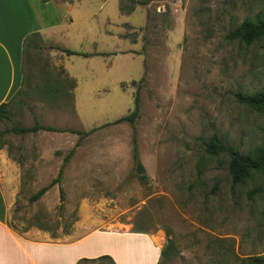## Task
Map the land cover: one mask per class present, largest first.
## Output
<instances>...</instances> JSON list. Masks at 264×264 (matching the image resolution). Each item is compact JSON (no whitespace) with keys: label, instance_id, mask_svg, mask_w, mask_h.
<instances>
[{"label":"rangeland","instance_id":"1","mask_svg":"<svg viewBox=\"0 0 264 264\" xmlns=\"http://www.w3.org/2000/svg\"><path fill=\"white\" fill-rule=\"evenodd\" d=\"M53 1L63 4L54 15L69 37L28 41L24 88L11 118L0 120V144L19 179L9 225L59 243L85 239V258L115 252L121 264H153L149 244L130 239L135 231L161 251L171 244L158 264H242L264 255V198H247L264 177L254 174L233 192L227 155L211 156L205 147L214 134L244 153L264 143V113L237 102L264 89V49L227 39L264 13V0ZM49 46L103 55L66 56ZM137 93L133 125L89 136L9 132L36 121L89 132L130 115ZM133 139L145 180L134 169ZM71 151L63 209L57 186L30 203Z\"/></svg>","mask_w":264,"mask_h":264},{"label":"crops","instance_id":"2","mask_svg":"<svg viewBox=\"0 0 264 264\" xmlns=\"http://www.w3.org/2000/svg\"><path fill=\"white\" fill-rule=\"evenodd\" d=\"M61 5L63 4L53 0L46 3L42 0H0V106L7 104L9 119L11 104L24 88V56L28 41L36 35H40L48 43H58V40L69 37L67 28L63 27L65 24L55 19L54 12ZM18 183L16 165L2 147L0 264H77L85 258L81 253V241L85 239L75 243H59L46 238L39 231L20 234L9 225L8 218L16 202ZM128 234L130 239L149 244V252L154 258L153 264H158L161 250L155 246L153 240L146 234ZM89 252L96 253V249L90 248ZM108 254L116 264H121L115 252Z\"/></svg>","mask_w":264,"mask_h":264},{"label":"trees","instance_id":"3","mask_svg":"<svg viewBox=\"0 0 264 264\" xmlns=\"http://www.w3.org/2000/svg\"><path fill=\"white\" fill-rule=\"evenodd\" d=\"M50 0H42V2L46 3ZM131 3L146 5L147 0L142 1H134ZM227 39L232 42H238L244 44L246 46H254L259 44L264 49V13L257 15L255 18L245 20L241 25L234 28L228 35ZM48 48H56L61 50L67 56H83V57H91L95 55H103V54H87L76 52L63 47H55L49 46ZM135 84V82H133ZM237 102L245 107L258 112L264 113V89L253 92L251 94H241L237 96ZM7 104H2L0 106V120L1 119H9L7 112ZM140 111V100L139 93L136 94L135 97V108L134 111L125 117H121L114 122L107 123L99 128L92 129L89 132H80L74 130H60L51 126H44L38 123L37 121L32 127H22L20 125H14L9 132H13L18 135H25L28 133H36L39 131L46 132H66L69 131L71 133H76L80 136H89L94 133L96 130L107 127L110 125L119 124L122 122H128L133 125L139 117ZM79 144V143H78ZM206 151L211 156H221L227 155L228 157V175L231 183V190L234 192L239 186L244 184L252 175L258 174L264 177V143L254 148L252 151L244 153L238 149L233 148L232 146L227 145L223 139L218 135L214 134L208 141L205 142ZM2 146L0 145V149ZM74 151H71L63 161V164L59 170V173L55 179H53L47 186L38 190L35 194H33L29 201L30 203H35L39 201L51 188L57 186L59 190L60 196V209H63L66 195L64 188L62 186V179L64 175V169L72 158ZM133 161H134V169L138 176H140L141 180L146 179L145 168L139 158L137 142L133 139ZM247 198L249 201H252L256 198H264V185L258 186L252 190H250L247 194ZM261 216L264 220V210L261 213ZM133 233L144 234L141 231H135ZM171 249V244L168 247L161 251V256L163 258L167 257L169 250ZM103 260H110L113 264H116L113 258L109 255H103L98 258H83L77 264H82L86 262L98 263ZM242 264H264V255L261 256H252L244 259Z\"/></svg>","mask_w":264,"mask_h":264}]
</instances>
